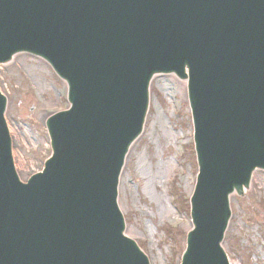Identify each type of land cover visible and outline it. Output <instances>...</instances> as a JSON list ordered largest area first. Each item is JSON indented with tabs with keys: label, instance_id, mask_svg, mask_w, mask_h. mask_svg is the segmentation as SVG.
Wrapping results in <instances>:
<instances>
[{
	"label": "water",
	"instance_id": "obj_1",
	"mask_svg": "<svg viewBox=\"0 0 264 264\" xmlns=\"http://www.w3.org/2000/svg\"><path fill=\"white\" fill-rule=\"evenodd\" d=\"M21 51L51 63L72 108L22 185L0 96V264H148L123 237L116 180L149 79L185 68L199 176L182 264H228V195L264 169V0H0V63Z\"/></svg>",
	"mask_w": 264,
	"mask_h": 264
},
{
	"label": "rangeland",
	"instance_id": "obj_2",
	"mask_svg": "<svg viewBox=\"0 0 264 264\" xmlns=\"http://www.w3.org/2000/svg\"><path fill=\"white\" fill-rule=\"evenodd\" d=\"M143 132L130 146L118 207L125 234L150 264H177L190 228L188 198L197 172L185 85L173 76L149 83ZM0 91L7 98L6 122L21 180L43 167L49 155L44 119L66 108V88L39 58L19 54L0 66ZM241 197L230 201L224 236L230 264H264V176H256Z\"/></svg>",
	"mask_w": 264,
	"mask_h": 264
},
{
	"label": "bare ground",
	"instance_id": "obj_3",
	"mask_svg": "<svg viewBox=\"0 0 264 264\" xmlns=\"http://www.w3.org/2000/svg\"><path fill=\"white\" fill-rule=\"evenodd\" d=\"M258 175H260V176H262V177L264 176V174H261V173H259V172H255V173L253 174V177H256V176H258ZM253 177H252V178H253Z\"/></svg>",
	"mask_w": 264,
	"mask_h": 264
}]
</instances>
